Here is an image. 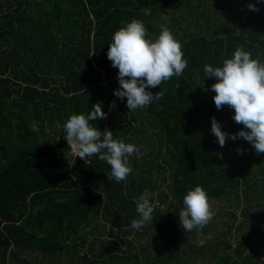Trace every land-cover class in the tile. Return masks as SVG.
<instances>
[{"label": "trees", "instance_id": "obj_1", "mask_svg": "<svg viewBox=\"0 0 264 264\" xmlns=\"http://www.w3.org/2000/svg\"><path fill=\"white\" fill-rule=\"evenodd\" d=\"M175 1L0 0V264H57L60 258L68 264H264V253L259 257L264 251L259 224L264 221V153L256 154L243 138L219 145L212 117L227 133L243 126L233 121L234 110H217L210 90L216 80L203 70L205 64L222 66L240 46L264 62V2L247 0L259 11L246 5L239 26L225 29V0ZM170 4L182 12L170 31L188 65L160 85L165 91L160 100L130 111L126 98L113 94L118 69L107 58L109 43L133 19L155 39L160 27L154 16ZM189 12L206 22L205 33L202 27L191 30ZM96 102L107 117L90 123L141 150L140 157H128L132 172L119 183L107 180L111 167L97 155L85 162L74 159L63 137L68 117L87 115ZM197 185L209 200L228 202L223 214L228 221L219 222L227 228L202 243L191 242L197 230L183 231L178 222L184 195ZM145 189L154 205L152 220L135 230L136 200ZM241 205L248 228L235 226L237 235H232L231 221ZM211 228L208 223L199 232ZM135 231L148 241L157 231L160 249L154 257H144L148 242L134 253L130 236ZM94 232L109 246L102 259L87 240ZM81 248L92 254L89 263L81 262L82 255L69 258ZM196 253L201 263L193 261ZM21 254L35 257L27 263L28 256Z\"/></svg>", "mask_w": 264, "mask_h": 264}, {"label": "clouds", "instance_id": "obj_2", "mask_svg": "<svg viewBox=\"0 0 264 264\" xmlns=\"http://www.w3.org/2000/svg\"><path fill=\"white\" fill-rule=\"evenodd\" d=\"M247 7L259 11L257 3H249ZM160 29L159 35L152 39L143 22L133 19L116 30L109 43L107 58L111 66L118 69L119 87L113 94L122 101L126 98L130 111L146 108L153 101L160 100L165 94L160 85L182 75L188 65L183 58L181 43L166 25H161ZM203 70L205 77L216 80L210 90L215 93L213 101L217 110L224 106L234 110L233 121L243 126L236 133H227L212 117L211 132L219 145L225 146L227 138L233 141L243 138L253 146L256 154L264 153V62L252 58L251 53L240 46L231 58L222 60V66L205 64ZM157 86L160 90L155 94L149 90ZM106 117L101 102H96L87 115L72 114L68 117L63 125V137L75 157L85 162L87 157L97 155L101 161L107 162L111 167L110 173H106L107 180L119 183L132 172L128 157L141 155V150L134 144L114 139L112 130L105 128L101 132L90 123ZM237 151L243 150L238 148ZM150 196L151 193L145 189L136 200L138 218L131 221L133 229L139 230L152 220L154 205ZM213 217L214 212L203 187L197 185L189 189L183 197V208L178 216L180 228L186 232L201 230ZM110 228L116 235L120 234V229L112 225Z\"/></svg>", "mask_w": 264, "mask_h": 264}, {"label": "rangeland", "instance_id": "obj_3", "mask_svg": "<svg viewBox=\"0 0 264 264\" xmlns=\"http://www.w3.org/2000/svg\"><path fill=\"white\" fill-rule=\"evenodd\" d=\"M175 2H178V0H176ZM224 2H225L224 9L227 12L226 20L227 21L229 20V23L227 22L226 23L227 25H225V29H228V28H231V27L233 28L234 26L238 27L239 26L238 20L242 19V16L247 14V13H245L247 11H243V10H245L246 5H248L247 0H225ZM202 4H204V2ZM190 5L193 7L194 1ZM235 8H237L238 14L234 13V9ZM216 10H218V9H216ZM180 13H182V12L179 11V10H175L173 8V5L170 4L169 6L165 7L164 9H162L160 15L154 16V18L156 19L155 22L156 21L158 22L157 25H159V27L161 25H166L169 29L170 28H175L176 25L174 24V18H178ZM192 14L193 13L189 12L188 14L185 15L186 16V20L192 22L191 30L200 31V29L202 27L204 29V33H205V28L206 27H205L204 24H206V22L204 20H202L197 13H194V17H193ZM179 18L175 19V20H179ZM171 20H173V21L171 22ZM232 20H234V21H232ZM215 21H217V20H215ZM222 21L224 23L225 18ZM235 22H237V23H235ZM169 23H170V25H172L171 27H169ZM182 24H184V22ZM185 24H186V22H185ZM199 24H201V25L199 26ZM217 26H219V25L217 24L215 26H211V28H215ZM183 29H187V28H184V27L180 28V30H183ZM135 142H137V141H135ZM149 147L150 146H148V148ZM227 197H229V195ZM226 198H223V199H226ZM209 203H210V206H211V210L214 212V217L209 222V224L211 226H213V228L209 229L207 232H202V231L199 232L200 230H197V232H199V233L196 232V236L195 237L193 236L194 234H191V236H192L191 242L194 241V242H201L202 243V242L206 241L207 239L213 238L216 234L222 232L224 229L227 228V227H224L223 225L219 224V222H227L228 221L229 216L223 215V214H225L224 211H226V208L228 206V202L225 201V200H223L221 202L220 201H211V200H209ZM241 204H242V202H241ZM243 206L244 205H241L240 207H238L237 210L234 211V212H236L237 220L235 222L231 221L232 229H233L232 232H231L232 235H235V234L237 235L238 228H235V226L237 227V226H241L242 225L243 227H241V229H243V230H247V228H248V225H244L243 224L244 219L241 218V214H240V211H241ZM259 224H261V226L264 227V221L262 220V218L260 219ZM93 225L94 224L92 223V225L90 226V229L92 228ZM101 231H102V229H101ZM156 232L157 231H154V232H152L150 234V237H149L150 239L148 241V237L142 238L140 235H137L138 233H136V231H135L130 236V238L132 240H135V242H136V247L133 249L134 253H137V251L139 250L137 245L142 246V243L145 242L144 244H146L148 242L149 250H144V257L146 259L149 256L150 257L151 256L154 257L156 255V251H159V249H160V245H159V243L157 241V236L154 239V235H155ZM98 233L99 232L90 233L87 236V240H88V242L89 241L93 242V244H94V247H93L94 248V254H96V256H98V259H102V257H106V254H107L106 248H108L109 246L102 245V242L105 241V240H102L98 236ZM193 238H194V240H193ZM150 240H151V242H150ZM183 246H184V244H183ZM177 247H178V244H177V242L175 240V244H173V248L176 250ZM263 253H264V251H263V249H261L260 253H259V257H262ZM201 254L203 256V251H201ZM81 255L84 257L83 261H81V262L82 263H89V259L92 257V254L91 253H87L85 248H81L79 253L77 251V255L71 254L69 258H71V259H79ZM26 256H28V258H27L28 260L26 259L27 263H29L30 260H34V257H35V255H33V254H21L20 257H26ZM200 256L201 255L196 253V256L193 259V261L195 263H197V261H198V263H201ZM160 257L162 258L161 255H160ZM173 257H175V256H173ZM60 260H61V258L57 261V264H68V262L67 263H63ZM112 262L117 263L115 261V259H113ZM176 262L177 261L173 260L172 263H176ZM98 263H100V262H98ZM141 263H144V262H141ZM11 264H17V263H11Z\"/></svg>", "mask_w": 264, "mask_h": 264}, {"label": "built area", "instance_id": "obj_4", "mask_svg": "<svg viewBox=\"0 0 264 264\" xmlns=\"http://www.w3.org/2000/svg\"><path fill=\"white\" fill-rule=\"evenodd\" d=\"M70 153H71V155H72V157L75 159L76 157H75V154L74 153H72V151L70 150Z\"/></svg>", "mask_w": 264, "mask_h": 264}, {"label": "crops", "instance_id": "obj_5", "mask_svg": "<svg viewBox=\"0 0 264 264\" xmlns=\"http://www.w3.org/2000/svg\"><path fill=\"white\" fill-rule=\"evenodd\" d=\"M31 261V260H30ZM9 263H13V261L11 260V261H9Z\"/></svg>", "mask_w": 264, "mask_h": 264}]
</instances>
